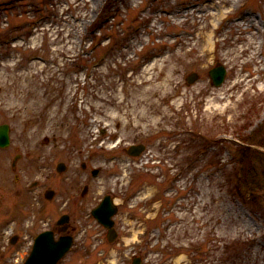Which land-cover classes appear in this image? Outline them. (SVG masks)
<instances>
[{
    "label": "rangeland",
    "instance_id": "374dc122",
    "mask_svg": "<svg viewBox=\"0 0 264 264\" xmlns=\"http://www.w3.org/2000/svg\"><path fill=\"white\" fill-rule=\"evenodd\" d=\"M2 123L0 264H264V0H0Z\"/></svg>",
    "mask_w": 264,
    "mask_h": 264
},
{
    "label": "water",
    "instance_id": "95a60500",
    "mask_svg": "<svg viewBox=\"0 0 264 264\" xmlns=\"http://www.w3.org/2000/svg\"><path fill=\"white\" fill-rule=\"evenodd\" d=\"M227 69L224 65H217L211 69L210 75L215 85H219L225 79ZM198 74L193 72L189 74L187 80L193 83L197 80ZM10 125L8 123L0 124V147H6L10 144ZM144 149L142 144L133 145L130 147L129 152L131 154H139ZM16 161L13 162L15 166ZM65 169L63 162L59 163L58 170L62 171ZM53 191L46 193L47 197H52ZM117 212V207L112 203L111 197L107 196L103 200L101 206L94 210V215L102 222L106 227L111 228L114 221L112 215ZM68 215H65L59 223L68 221ZM113 236L110 235V239ZM16 240L14 237L13 241ZM72 243V237L65 235L61 236L58 240L54 238L53 231H44L40 233L34 242L32 251L28 256L25 264H56L58 260L66 253ZM139 260L134 263L138 264Z\"/></svg>",
    "mask_w": 264,
    "mask_h": 264
},
{
    "label": "flooded vegetation",
    "instance_id": "af4514ba",
    "mask_svg": "<svg viewBox=\"0 0 264 264\" xmlns=\"http://www.w3.org/2000/svg\"><path fill=\"white\" fill-rule=\"evenodd\" d=\"M107 194V193H106ZM105 195V194H104ZM101 197H100V199H99V202L98 203H96V204H94L93 206H87V205H82V204H79V206L80 207H82V209H85V211L87 212V216H89V217H92V218H94V216H93V214H92V212H93V210L100 204V202H101ZM95 219V218H94ZM97 222V221H96ZM98 224V226H101V227H103V225H101L99 222H97ZM64 226H68V223H66L65 225H62L61 226V228L62 227H64ZM78 229H80L81 231L83 230V228H81V227H76V230H78ZM69 233V232H68Z\"/></svg>",
    "mask_w": 264,
    "mask_h": 264
},
{
    "label": "bare ground",
    "instance_id": "6f19581e",
    "mask_svg": "<svg viewBox=\"0 0 264 264\" xmlns=\"http://www.w3.org/2000/svg\"><path fill=\"white\" fill-rule=\"evenodd\" d=\"M210 42H211V40H210Z\"/></svg>",
    "mask_w": 264,
    "mask_h": 264
}]
</instances>
